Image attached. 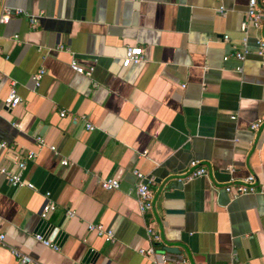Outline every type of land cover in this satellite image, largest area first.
I'll return each mask as SVG.
<instances>
[{
    "label": "crops",
    "instance_id": "0c3cea01",
    "mask_svg": "<svg viewBox=\"0 0 264 264\" xmlns=\"http://www.w3.org/2000/svg\"><path fill=\"white\" fill-rule=\"evenodd\" d=\"M220 4L222 16L214 0H0V13H24L0 24V167L24 161L30 185L12 188L0 175V264H15L8 248L34 264H151L137 253L148 246L146 225L156 247L188 264H264V132L249 130L264 116V70L253 52L264 17L246 29L250 53L238 64L247 0ZM26 15L37 17L34 28ZM134 46L142 61L122 68ZM72 59L92 67L90 77L72 71ZM11 88L19 103L6 108ZM191 160L204 177L185 179ZM132 170L151 180L152 209L142 216ZM247 175L255 194L223 192ZM102 178L118 188L101 189ZM45 193L55 210L42 227ZM89 223L110 228L114 242L87 232Z\"/></svg>",
    "mask_w": 264,
    "mask_h": 264
},
{
    "label": "built area",
    "instance_id": "2783aa9c",
    "mask_svg": "<svg viewBox=\"0 0 264 264\" xmlns=\"http://www.w3.org/2000/svg\"><path fill=\"white\" fill-rule=\"evenodd\" d=\"M218 3L215 8V12L218 15H224V8L220 4V0H214ZM24 14L20 9H10L3 7L0 13V24H5L8 22L11 16H18ZM28 18V23L31 28H34L37 23V17L26 15ZM264 17V0H247L244 19L240 24V31L243 34L241 39V48L232 52L233 59L238 63H242L245 57L250 53V50L246 47V38L245 33L248 27H251L254 30L259 29L261 22ZM14 39L16 36L13 37ZM224 40L227 39L226 36L223 37ZM61 46H57V50H61ZM254 54L257 56L261 68L264 70V39L258 37L254 41ZM223 59H226L224 57ZM142 61V50L140 47H126L123 51V56L120 59V66L122 68H127L129 66L138 65ZM69 67L78 75L84 77H90L93 68H83L79 66L74 59L70 60ZM235 72H240L241 67L238 65L235 67ZM44 74L43 69L36 71L31 79L33 81L34 88L39 86L40 80ZM19 103V98L16 96L15 91L11 88L6 97L3 100V106L6 108H12ZM64 115L63 111L59 112V117ZM231 120L234 117H230ZM13 127L17 128L18 124L13 123ZM84 128L87 131H92L94 128L90 124L85 123ZM261 129L264 132V116L255 119L249 124V130L256 131ZM37 147H43V140L40 137L35 139ZM0 148H5L4 144H0ZM49 151H54L53 147H48ZM34 154L28 152L25 155V160H32ZM61 166H67V162L62 160L60 161ZM15 170H9L5 167H0V175L6 180L9 186L12 188H22L29 187L23 180V170L25 168V162L14 159ZM190 172L185 176L186 180H192L197 177H204L205 170L202 166L199 165L197 160H191L188 163ZM131 175L134 178V193L135 201L137 205V210L139 215H145L149 213L152 209V193L149 189L151 180L144 176L138 170H132ZM98 185L101 189L105 191L116 190L119 186V183L114 178H102L98 180ZM223 192L228 195L231 199H235L244 195H253L256 192L254 177L252 175H247L237 183H228L222 187ZM45 202L41 206L39 212V218L41 220H46L47 217L55 210V205L48 200V193H45ZM67 218L73 217V213L67 211ZM86 231L94 233L97 237L103 239L104 242L113 243L114 237L113 232L110 228L104 227L102 224H87ZM145 236L148 242V246L144 249H138L137 253L149 261L151 264H188L187 259L182 254H174L164 251L161 248L156 247L160 242L158 233L150 226L146 225L144 228ZM36 241H40L43 246L48 247L53 251H58L59 248L56 244L52 243L49 240H45L41 235H34L33 237ZM0 245H4V236L0 234ZM9 254L14 259L15 264H34V262L27 255L22 252L8 248ZM233 264V263H232Z\"/></svg>",
    "mask_w": 264,
    "mask_h": 264
},
{
    "label": "water",
    "instance_id": "95a60500",
    "mask_svg": "<svg viewBox=\"0 0 264 264\" xmlns=\"http://www.w3.org/2000/svg\"><path fill=\"white\" fill-rule=\"evenodd\" d=\"M39 225H41L42 227H45V226H48V223L44 220H41ZM56 232H57L56 230L55 231L53 230V233H56ZM163 250L166 252H169V253H174V254L178 253V251H173L172 248H166L165 247V248H163Z\"/></svg>",
    "mask_w": 264,
    "mask_h": 264
}]
</instances>
